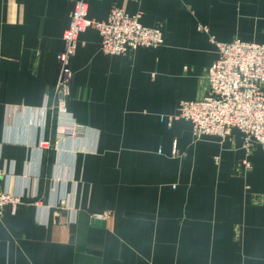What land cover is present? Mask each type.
Instances as JSON below:
<instances>
[{"label": "crops", "instance_id": "crops-1", "mask_svg": "<svg viewBox=\"0 0 264 264\" xmlns=\"http://www.w3.org/2000/svg\"><path fill=\"white\" fill-rule=\"evenodd\" d=\"M75 1L0 0V187L21 200L0 216V264H264V149L172 119L206 93L212 39L264 44V0H87L95 21L140 13L163 46L105 55L85 30L59 114Z\"/></svg>", "mask_w": 264, "mask_h": 264}, {"label": "built area", "instance_id": "built-area-1", "mask_svg": "<svg viewBox=\"0 0 264 264\" xmlns=\"http://www.w3.org/2000/svg\"><path fill=\"white\" fill-rule=\"evenodd\" d=\"M140 18V13L128 15L111 6L106 20L95 21L88 17L87 0L75 1L69 25L62 34L63 48L56 56V112L67 114L65 102L74 77L70 60L76 52L78 36L85 30L98 32L100 51L105 55L131 56L140 47L163 46L162 29L143 26ZM211 42L218 56L204 74L206 93L197 100L180 102L172 119L190 122L196 140L204 136L224 138L236 128L242 134L248 156L252 145L264 149V44ZM75 128L72 122L71 127L63 125L60 133L74 134ZM243 164L249 166L247 160ZM20 204V198L0 187V216L6 206L15 210ZM104 217L93 215L92 219Z\"/></svg>", "mask_w": 264, "mask_h": 264}, {"label": "rangeland", "instance_id": "rangeland-1", "mask_svg": "<svg viewBox=\"0 0 264 264\" xmlns=\"http://www.w3.org/2000/svg\"><path fill=\"white\" fill-rule=\"evenodd\" d=\"M107 215H108V214L105 213V214H102L101 216H105V217H106ZM92 216H93V215H92ZM92 216H91V219H92ZM105 217H104V218H105ZM104 218H102V219H104ZM92 220H94V219H92ZM99 220H101V219H99Z\"/></svg>", "mask_w": 264, "mask_h": 264}]
</instances>
